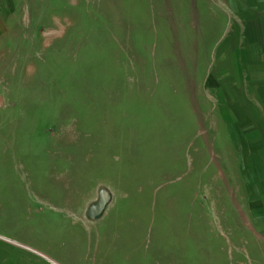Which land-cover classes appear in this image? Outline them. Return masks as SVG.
Here are the masks:
<instances>
[{
	"label": "rangeland",
	"instance_id": "374dc122",
	"mask_svg": "<svg viewBox=\"0 0 264 264\" xmlns=\"http://www.w3.org/2000/svg\"><path fill=\"white\" fill-rule=\"evenodd\" d=\"M0 264H264V0H0Z\"/></svg>",
	"mask_w": 264,
	"mask_h": 264
},
{
	"label": "water",
	"instance_id": "95a60500",
	"mask_svg": "<svg viewBox=\"0 0 264 264\" xmlns=\"http://www.w3.org/2000/svg\"><path fill=\"white\" fill-rule=\"evenodd\" d=\"M110 199V192L104 186H100L97 191L96 199L87 206L86 216L88 218H95L103 211L105 205Z\"/></svg>",
	"mask_w": 264,
	"mask_h": 264
},
{
	"label": "crops",
	"instance_id": "0c3cea01",
	"mask_svg": "<svg viewBox=\"0 0 264 264\" xmlns=\"http://www.w3.org/2000/svg\"><path fill=\"white\" fill-rule=\"evenodd\" d=\"M160 2V1H159Z\"/></svg>",
	"mask_w": 264,
	"mask_h": 264
}]
</instances>
